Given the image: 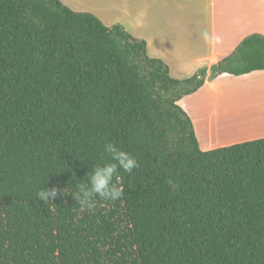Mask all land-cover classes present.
I'll list each match as a JSON object with an SVG mask.
<instances>
[{"label": "trees", "instance_id": "1", "mask_svg": "<svg viewBox=\"0 0 264 264\" xmlns=\"http://www.w3.org/2000/svg\"><path fill=\"white\" fill-rule=\"evenodd\" d=\"M264 70L251 34L178 79L145 41L60 0H0V264H264V137L203 151L177 103L206 80ZM125 191L71 193L110 162Z\"/></svg>", "mask_w": 264, "mask_h": 264}, {"label": "crops", "instance_id": "2", "mask_svg": "<svg viewBox=\"0 0 264 264\" xmlns=\"http://www.w3.org/2000/svg\"><path fill=\"white\" fill-rule=\"evenodd\" d=\"M94 2L101 7L91 8L90 13L107 26L120 25L132 36L143 35L138 39L145 41L147 55L161 59L170 75L178 79L225 58L245 37L264 35V0ZM252 74H264V70L240 76L223 73L177 102L191 118L201 150L264 137V110L257 116L235 120L229 109L232 93L228 82Z\"/></svg>", "mask_w": 264, "mask_h": 264}, {"label": "clouds", "instance_id": "3", "mask_svg": "<svg viewBox=\"0 0 264 264\" xmlns=\"http://www.w3.org/2000/svg\"><path fill=\"white\" fill-rule=\"evenodd\" d=\"M104 149L110 154V162L94 166L91 172L86 174L87 181L76 185L74 191L57 187L45 188L37 193V197L48 204L59 196L71 193L81 211L92 210L96 204L95 198L108 201L122 198L125 188L120 171L131 173L138 167V161L130 153L117 148L114 143H106Z\"/></svg>", "mask_w": 264, "mask_h": 264}, {"label": "rangeland", "instance_id": "4", "mask_svg": "<svg viewBox=\"0 0 264 264\" xmlns=\"http://www.w3.org/2000/svg\"><path fill=\"white\" fill-rule=\"evenodd\" d=\"M64 2L72 8L86 12H90L91 8L101 7V4L95 3L94 0H64ZM133 36L138 38L143 35ZM232 79L227 87L232 93L229 103L231 117L240 120L261 114L264 110V74Z\"/></svg>", "mask_w": 264, "mask_h": 264}]
</instances>
